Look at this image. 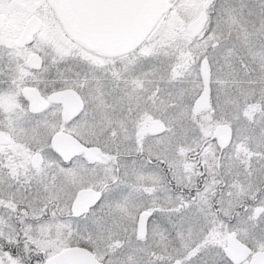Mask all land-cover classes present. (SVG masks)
Masks as SVG:
<instances>
[{
  "label": "snow or ice",
  "instance_id": "obj_1",
  "mask_svg": "<svg viewBox=\"0 0 264 264\" xmlns=\"http://www.w3.org/2000/svg\"><path fill=\"white\" fill-rule=\"evenodd\" d=\"M0 264H264V0H0Z\"/></svg>",
  "mask_w": 264,
  "mask_h": 264
}]
</instances>
